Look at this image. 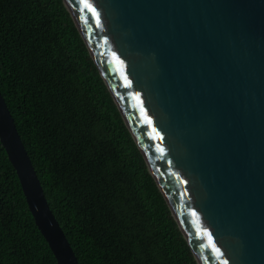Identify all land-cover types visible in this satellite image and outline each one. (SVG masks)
<instances>
[{
	"label": "water",
	"instance_id": "obj_1",
	"mask_svg": "<svg viewBox=\"0 0 264 264\" xmlns=\"http://www.w3.org/2000/svg\"><path fill=\"white\" fill-rule=\"evenodd\" d=\"M198 264H264V0H63ZM0 143L78 264L0 94Z\"/></svg>",
	"mask_w": 264,
	"mask_h": 264
},
{
	"label": "trees",
	"instance_id": "obj_2",
	"mask_svg": "<svg viewBox=\"0 0 264 264\" xmlns=\"http://www.w3.org/2000/svg\"><path fill=\"white\" fill-rule=\"evenodd\" d=\"M0 94L78 264H198L63 0H0ZM0 264H57L1 143Z\"/></svg>",
	"mask_w": 264,
	"mask_h": 264
},
{
	"label": "bare ground",
	"instance_id": "obj_3",
	"mask_svg": "<svg viewBox=\"0 0 264 264\" xmlns=\"http://www.w3.org/2000/svg\"><path fill=\"white\" fill-rule=\"evenodd\" d=\"M53 214V213H52ZM58 222V221H57Z\"/></svg>",
	"mask_w": 264,
	"mask_h": 264
}]
</instances>
